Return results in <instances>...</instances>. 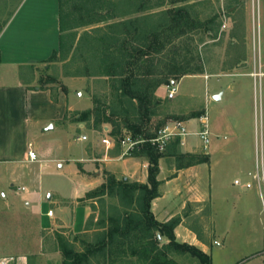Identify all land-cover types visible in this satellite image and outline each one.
<instances>
[{"label": "rangeland", "instance_id": "rangeland-1", "mask_svg": "<svg viewBox=\"0 0 264 264\" xmlns=\"http://www.w3.org/2000/svg\"><path fill=\"white\" fill-rule=\"evenodd\" d=\"M128 1L111 0V3L120 14L135 7ZM19 2L0 0V14L5 16ZM170 8L186 9L203 26L190 29L180 39L167 44L162 53L153 54L149 61L142 58L135 72L160 73L181 63L195 70L203 66V73L184 76L175 85H162L157 90L156 96L162 100L155 108L147 134L152 137L165 125L180 120H190L192 129L197 130L205 122L211 132L207 148L199 139L190 154L184 153L181 144H174L173 138L163 153L173 165L191 168L190 203L182 212L177 238L204 251L212 249L213 264H257L258 260L264 264V161L261 156L264 152V0H186L77 28L76 35L67 38V51L40 65L36 85L50 91L54 101L66 96L68 105L72 99L73 104L75 100L79 102L78 106L67 110L64 119L58 121L54 111H40L28 122L25 131L12 135L11 144L20 155L28 148L43 155L26 166L27 171L20 170L17 188L28 186L31 191L40 190L41 180L47 191L42 209H48L52 206L51 189L72 195L81 179L77 167L68 165L70 156L84 148L91 157L101 156L105 150L103 139L111 135L119 150L127 114L118 104L113 75L104 74L112 69L107 67L112 62L98 61V49L103 47L98 37L102 31L95 28L106 31L110 23L146 14H151L150 23L164 24L169 22V17L161 12ZM120 30L123 36L127 29ZM131 40L139 45L135 36ZM171 88L177 89L173 98L168 97ZM217 94L222 95L221 100L215 98ZM249 108L255 133L254 154L239 164L228 156L235 148L224 153L221 141L225 144L228 137L222 131L232 134V127L238 120L246 119ZM51 124L54 128L48 130ZM58 154L63 158L61 162L56 161ZM203 158L208 160L198 162ZM98 168L106 180L111 172ZM202 169L203 178L199 176ZM256 173L260 175V183L254 177ZM248 182L250 187L246 186ZM24 200L16 201L19 208L0 206V264H24V259H18L21 256L26 257L27 264H63L61 238L71 242L74 252L87 253L89 259L80 264H148L130 244L123 247L114 244L105 253L99 249L102 237L111 226L109 216L115 206H120L118 197L80 201L89 206L86 218L83 213L67 210L63 217L75 227L62 225L58 210L54 217H45L44 212L25 209ZM168 240L167 236H160V245ZM218 241L223 247L218 246ZM89 248L97 251L90 252ZM259 252L262 259H258ZM170 256L178 264H202L189 252H173ZM4 257H14V260L3 263Z\"/></svg>", "mask_w": 264, "mask_h": 264}, {"label": "crops", "instance_id": "crops-1", "mask_svg": "<svg viewBox=\"0 0 264 264\" xmlns=\"http://www.w3.org/2000/svg\"><path fill=\"white\" fill-rule=\"evenodd\" d=\"M59 40V0H20L8 14L5 16L0 14V206L19 208L16 201L26 199L24 200L25 209L32 212H44L42 215L45 217H54L55 210H58L62 225L75 227V224L67 222L63 214L69 209L73 213H83L84 218L89 214V206L85 205L88 200L81 201L86 203H81L79 199L105 181L98 166L106 168L117 178L122 176L131 181L146 183L148 181L149 161L145 157L123 155L125 147L120 145L119 150H116L117 146L114 143L103 145L105 150L101 156L91 157L88 155L87 149H79L74 155L70 156L67 162H69V166L77 167L76 171L81 179L75 186L72 195L51 189L49 195L54 209L52 206L45 210L42 209V206L46 204L47 191L41 180L40 190L31 191L28 186L17 188V181L21 176L18 173L20 170L25 171L26 166L36 159L30 158V148L24 151L22 155H20V152L17 153L13 149V144H11L12 135L22 130L25 131L28 128V122L34 119L40 111H54L58 121L59 118L64 119L67 110L73 109L72 107L76 108L79 103L75 100L73 104L71 99L68 105L66 96L60 98L59 101H54L51 98L50 91L40 89L36 85L38 68L42 63L49 61L54 51H58ZM251 115L252 110L249 108L246 119L243 122L238 120V123L232 127V134L228 131H222L228 137L225 144H222L223 141H221L224 153H228L229 148H235V152H229L228 156L235 158L239 164H243L245 157L248 159L249 156L251 157L254 154L255 133ZM204 119L205 117L202 118V122ZM183 122L187 134L180 140L181 149L182 152L190 154L194 143L197 140L199 141L200 137L197 134L198 130L192 129L194 127L190 126V120ZM78 125L83 127L82 123ZM256 145L257 153L259 146L257 135ZM36 154L37 158L43 156L37 152ZM62 159L59 154L56 156L57 162H61ZM159 166L160 193L152 203L154 215L163 222L180 215L182 218V212L190 203L191 168L188 165L181 168L173 165L168 156L160 158ZM61 167H65V164H61ZM203 174L204 170L202 169L199 176L203 178ZM235 179L238 183L240 182L239 178ZM210 189L212 191V188ZM212 194L210 193V196ZM50 210L53 211L51 215L48 213ZM180 225L181 222L176 227V233L181 230ZM79 231L81 232L82 229H79ZM262 241L261 238L260 243H263ZM191 243L196 242L191 241ZM217 244H219V247H223V243L220 241ZM205 251L210 254L213 260L212 249H205ZM262 256L261 253L258 259H262ZM4 258L9 259L11 257ZM18 259H24L25 261L26 257L21 256ZM261 261L258 260L257 264H261ZM24 264H27V262H24Z\"/></svg>", "mask_w": 264, "mask_h": 264}, {"label": "trees", "instance_id": "trees-1", "mask_svg": "<svg viewBox=\"0 0 264 264\" xmlns=\"http://www.w3.org/2000/svg\"><path fill=\"white\" fill-rule=\"evenodd\" d=\"M129 1V5L135 7L119 14L111 0H59V49L52 53L49 60L59 53L63 54L67 51V38L75 36V31L79 27L186 0ZM68 6L70 7L68 8ZM161 13L169 17V22L150 23L148 18L151 14H146L110 23L105 28L106 31H103L102 27L95 28L102 31L98 37L99 45L103 46L98 49L100 50L98 61L104 64L112 62V65H107L112 68L109 69L111 71L108 70L104 74L113 75V87L116 91L118 104L122 107V112L127 114L124 131L127 130L136 137L144 136L146 138L129 155L145 157L149 161L148 181L144 183L131 181L128 178L118 179L114 174L108 173L106 180L101 185L88 191L79 201L97 197L104 199L105 196L118 197L120 200V206H115L112 215L109 216L111 226L99 243L102 253H105L107 247L114 244H118L119 247L130 244L133 251L141 254L148 264H178L170 256L173 252L183 254L189 252L198 257L202 264H213L210 254L194 244L178 240L175 229L181 221L180 216L163 222L156 218L152 210L153 200L160 193L159 160L163 156V152H160L157 146L150 142L151 135L147 134L149 122L156 111L155 108L162 100L156 96V92L162 85H175L184 76L203 73V66L195 70L181 63L174 64L171 68L160 73L141 74L135 72L137 63L142 58L145 57L149 61L153 54L162 53L167 44L180 39L190 29L203 26V22L192 19L184 8H170ZM121 27L127 29L123 36ZM132 28H134V32L131 30ZM132 36L136 37L139 45H134L131 40ZM119 125L120 123H118ZM177 143H180V138L174 142V144ZM207 160L203 158L198 162ZM178 167L181 168L183 165ZM160 236H167L168 243L160 245ZM60 241L64 256L63 264H80L83 260L89 259L85 252H74L68 239L61 238ZM88 250L90 252L97 251L94 248Z\"/></svg>", "mask_w": 264, "mask_h": 264}, {"label": "built area", "instance_id": "built-area-1", "mask_svg": "<svg viewBox=\"0 0 264 264\" xmlns=\"http://www.w3.org/2000/svg\"><path fill=\"white\" fill-rule=\"evenodd\" d=\"M173 86V85H172ZM177 89L171 88L168 93L169 98H173L176 94ZM187 134L186 126L184 125L183 121H175L173 123H169L165 125L163 128L159 129L157 133L150 137L149 140L152 144L156 145L160 152H164L166 150V147L168 143L173 138H180L182 140V137ZM197 134L199 135L200 139L203 142V146L207 148L211 143V132L208 127V125L204 122L203 127L197 131ZM86 138V137H82ZM114 137L110 136V138H104L103 142L107 145L114 143ZM146 140V138L142 137H136L131 132H128L127 130L124 131V135L120 137V143L122 146L125 147V151L123 152V155L130 154V152L138 145L143 143ZM31 145V144H30ZM260 151V150H259ZM29 156L31 159H37L36 152L30 148L29 150ZM262 161H264V152L262 150L261 152ZM254 177H256L259 180L260 183V175L258 173L254 174ZM251 186V183L248 184V187ZM50 215L53 213L52 210L48 212ZM24 258V257H23ZM10 261L14 260V257L9 258ZM8 258H3L2 262L7 263L6 261L9 260ZM26 262V260H25Z\"/></svg>", "mask_w": 264, "mask_h": 264}, {"label": "water", "instance_id": "water-1", "mask_svg": "<svg viewBox=\"0 0 264 264\" xmlns=\"http://www.w3.org/2000/svg\"><path fill=\"white\" fill-rule=\"evenodd\" d=\"M215 98H216L217 100H221L222 95H221V94H217V95L215 96ZM52 128H53V125L51 124L47 129L50 130V129H52Z\"/></svg>", "mask_w": 264, "mask_h": 264}]
</instances>
